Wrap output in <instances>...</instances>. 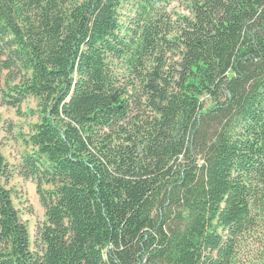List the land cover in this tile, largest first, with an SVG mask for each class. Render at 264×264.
Returning a JSON list of instances; mask_svg holds the SVG:
<instances>
[{"label":"trees","instance_id":"trees-1","mask_svg":"<svg viewBox=\"0 0 264 264\" xmlns=\"http://www.w3.org/2000/svg\"><path fill=\"white\" fill-rule=\"evenodd\" d=\"M175 1L0 0V103L37 117L0 264H264V0Z\"/></svg>","mask_w":264,"mask_h":264},{"label":"rangeland","instance_id":"rangeland-1","mask_svg":"<svg viewBox=\"0 0 264 264\" xmlns=\"http://www.w3.org/2000/svg\"><path fill=\"white\" fill-rule=\"evenodd\" d=\"M192 0H176L170 6L171 13L177 15H188V6ZM123 20L127 21L131 15L129 7L121 11ZM4 74H0L2 82ZM209 105L210 102L206 101ZM36 110V101L32 98L27 99L20 107L22 116L17 115L14 109L1 105L0 103V153L11 166L18 163L21 155L26 151L23 138L30 133L32 125L37 123V117L30 112ZM8 189L11 192L12 201L18 212L20 220L25 224L32 242V249H37L35 237L37 229L45 222L44 209L36 193V185L32 180H22L14 176ZM252 247L248 244L241 249L244 254V262L247 254ZM246 255V256H245Z\"/></svg>","mask_w":264,"mask_h":264}]
</instances>
